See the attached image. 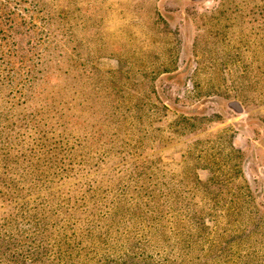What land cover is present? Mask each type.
Listing matches in <instances>:
<instances>
[{"label": "rangeland", "instance_id": "rangeland-1", "mask_svg": "<svg viewBox=\"0 0 264 264\" xmlns=\"http://www.w3.org/2000/svg\"><path fill=\"white\" fill-rule=\"evenodd\" d=\"M0 264H264V0H0Z\"/></svg>", "mask_w": 264, "mask_h": 264}, {"label": "water", "instance_id": "water-1", "mask_svg": "<svg viewBox=\"0 0 264 264\" xmlns=\"http://www.w3.org/2000/svg\"><path fill=\"white\" fill-rule=\"evenodd\" d=\"M233 106H234L236 109L240 110V106L238 105V103L234 102V103H233Z\"/></svg>", "mask_w": 264, "mask_h": 264}, {"label": "flooded vegetation", "instance_id": "flooded-vegetation-1", "mask_svg": "<svg viewBox=\"0 0 264 264\" xmlns=\"http://www.w3.org/2000/svg\"><path fill=\"white\" fill-rule=\"evenodd\" d=\"M232 106H233V104H232ZM235 108V107H234ZM237 111H240V110H238V109H236Z\"/></svg>", "mask_w": 264, "mask_h": 264}]
</instances>
